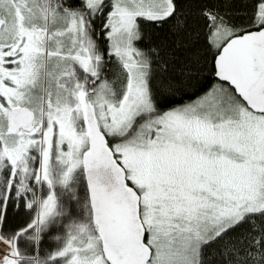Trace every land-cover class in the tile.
<instances>
[{
  "label": "snow or ice",
  "instance_id": "obj_1",
  "mask_svg": "<svg viewBox=\"0 0 264 264\" xmlns=\"http://www.w3.org/2000/svg\"><path fill=\"white\" fill-rule=\"evenodd\" d=\"M0 264H264V0H0Z\"/></svg>",
  "mask_w": 264,
  "mask_h": 264
},
{
  "label": "trees",
  "instance_id": "obj_2",
  "mask_svg": "<svg viewBox=\"0 0 264 264\" xmlns=\"http://www.w3.org/2000/svg\"><path fill=\"white\" fill-rule=\"evenodd\" d=\"M185 99H187V97H185ZM21 217L20 216H16L14 213L11 212L10 210V217H9V225L8 226H14L15 224H17L20 221ZM50 241L45 240V243L42 245L43 248H47L49 246Z\"/></svg>",
  "mask_w": 264,
  "mask_h": 264
}]
</instances>
